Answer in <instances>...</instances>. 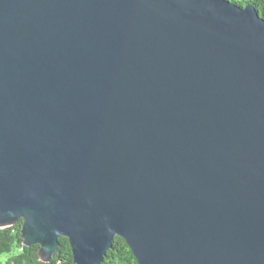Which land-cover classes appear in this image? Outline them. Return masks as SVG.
I'll list each match as a JSON object with an SVG mask.
<instances>
[{
    "label": "water",
    "instance_id": "obj_1",
    "mask_svg": "<svg viewBox=\"0 0 264 264\" xmlns=\"http://www.w3.org/2000/svg\"><path fill=\"white\" fill-rule=\"evenodd\" d=\"M47 262L264 264V18L229 0H0V228Z\"/></svg>",
    "mask_w": 264,
    "mask_h": 264
},
{
    "label": "trees",
    "instance_id": "obj_2",
    "mask_svg": "<svg viewBox=\"0 0 264 264\" xmlns=\"http://www.w3.org/2000/svg\"><path fill=\"white\" fill-rule=\"evenodd\" d=\"M240 6L252 4L264 18V0H229ZM22 220L0 228V264H75L66 237H59V246L49 261L43 262L38 255L39 246H25L20 236ZM102 264H137L126 242L115 236L112 247L106 251Z\"/></svg>",
    "mask_w": 264,
    "mask_h": 264
}]
</instances>
